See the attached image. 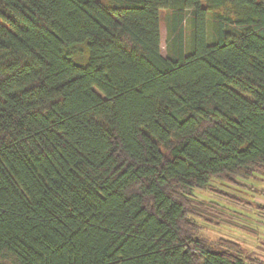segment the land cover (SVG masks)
Here are the masks:
<instances>
[{
  "label": "trees",
  "instance_id": "trees-1",
  "mask_svg": "<svg viewBox=\"0 0 264 264\" xmlns=\"http://www.w3.org/2000/svg\"><path fill=\"white\" fill-rule=\"evenodd\" d=\"M257 173L264 0H0V264H264L193 218Z\"/></svg>",
  "mask_w": 264,
  "mask_h": 264
},
{
  "label": "rangeland",
  "instance_id": "rangeland-1",
  "mask_svg": "<svg viewBox=\"0 0 264 264\" xmlns=\"http://www.w3.org/2000/svg\"><path fill=\"white\" fill-rule=\"evenodd\" d=\"M161 34V50L166 55L164 21ZM196 194L205 204L203 216L193 217L200 225V235L208 240L235 241L246 255L256 258V253L264 249V173L230 183L214 181Z\"/></svg>",
  "mask_w": 264,
  "mask_h": 264
},
{
  "label": "crops",
  "instance_id": "crops-1",
  "mask_svg": "<svg viewBox=\"0 0 264 264\" xmlns=\"http://www.w3.org/2000/svg\"><path fill=\"white\" fill-rule=\"evenodd\" d=\"M256 257L264 262V249L256 253Z\"/></svg>",
  "mask_w": 264,
  "mask_h": 264
}]
</instances>
